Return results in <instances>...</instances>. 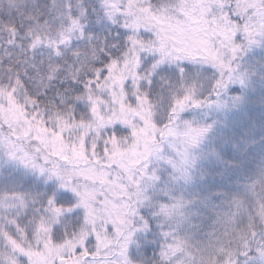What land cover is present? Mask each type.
Here are the masks:
<instances>
[{"label": "snow or ice", "instance_id": "snow-or-ice-1", "mask_svg": "<svg viewBox=\"0 0 264 264\" xmlns=\"http://www.w3.org/2000/svg\"><path fill=\"white\" fill-rule=\"evenodd\" d=\"M256 47L264 0H0V161L46 186L0 193V264H264V158L203 239L175 191L215 123L183 114L243 104Z\"/></svg>", "mask_w": 264, "mask_h": 264}, {"label": "trees", "instance_id": "trees-1", "mask_svg": "<svg viewBox=\"0 0 264 264\" xmlns=\"http://www.w3.org/2000/svg\"><path fill=\"white\" fill-rule=\"evenodd\" d=\"M92 31L102 34L104 29L94 24ZM240 63L252 74L251 84L246 90L238 84L234 85L229 95H243L244 103L230 110H211V114H207V108L198 109L201 115L199 123L215 122L214 127L204 141V153L197 161L192 182L177 185L175 189L177 195L183 193L186 199L196 202L190 208L193 213L191 223L183 228V231L193 234L195 239H203L211 230L215 213L226 207L230 197L242 191L247 177L264 158V140H261L264 137V48L249 50L242 55ZM253 124L254 128L251 127ZM242 141H252L246 151ZM237 145L238 148L235 147ZM213 149L217 155L208 154ZM44 191V183L31 172L0 161V193L35 195ZM112 211L115 213L117 208L113 207ZM148 218L151 219L150 215ZM151 223L153 230L145 236V240L140 241L141 251L147 258L159 251V227L155 220Z\"/></svg>", "mask_w": 264, "mask_h": 264}, {"label": "rangeland", "instance_id": "rangeland-1", "mask_svg": "<svg viewBox=\"0 0 264 264\" xmlns=\"http://www.w3.org/2000/svg\"><path fill=\"white\" fill-rule=\"evenodd\" d=\"M211 110L212 109H208L207 110V114H208V112L210 113ZM203 113L205 114V112H203ZM183 118L184 119H188V120H193V121L199 123L200 122L201 115H200V112H198V109H191V110L188 111V113L185 112L183 114ZM40 131H43V129H40ZM143 135L145 137V140L144 141H141V143L143 144V147L145 149H147V143L150 142V138L147 137V133L146 132H144ZM56 139L59 140V136H57ZM55 147L57 148L58 151H62L67 146L66 145H62V144H56ZM73 151H74V155L76 157L81 158V159L84 158V153H83V148L82 147L79 148V149H75L74 148ZM113 155H115L117 157H125V152L123 150L117 149V151L115 153H113ZM128 155L130 157H136V156L140 155V151L137 150L136 148H132L130 150V152L128 153ZM125 158L127 159V157H125ZM127 162L132 167H135V165L138 164L140 161L139 160H136V159H127ZM141 240H145V235L143 233L140 235V241ZM134 251H135V249H134Z\"/></svg>", "mask_w": 264, "mask_h": 264}]
</instances>
